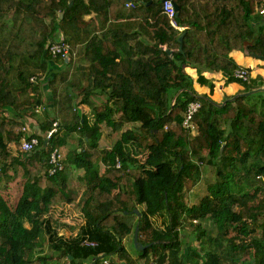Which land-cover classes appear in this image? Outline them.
<instances>
[{
    "label": "trees",
    "instance_id": "1",
    "mask_svg": "<svg viewBox=\"0 0 264 264\" xmlns=\"http://www.w3.org/2000/svg\"><path fill=\"white\" fill-rule=\"evenodd\" d=\"M132 1L128 18L141 16L150 40L141 45L126 30L129 23L121 32L118 23L105 26L118 18L115 9L129 10L127 0H0V264H26L44 235L72 261L98 262L100 253L120 252L121 260L133 264L123 241L137 226L140 241L152 243L144 250L145 264H264V78L242 82L230 56L233 49L264 54V0H173L176 22L188 25L182 31L164 13V0ZM92 11L99 25L83 18ZM59 34L75 52L69 61L47 51ZM111 35L112 53H106L104 37ZM89 51L95 52L90 65H77ZM51 61L61 66L51 70ZM194 64L245 83L244 92L258 90L221 105L194 91L185 71ZM45 91L52 106L44 105ZM97 93L107 96L100 106L92 101ZM79 98L91 105L93 120L79 113ZM191 101L201 103L194 132L183 125ZM39 104L45 107L44 131L56 118L60 127L47 142L38 135L32 153L20 149L11 161L9 142L21 146V120L39 116ZM125 122L139 124L100 149L102 124L116 130ZM71 139L63 168L50 174L51 152ZM203 162L212 167L213 181L189 205ZM12 165L23 168L19 194L9 186ZM72 165L83 170L80 177H73ZM80 182L87 188L79 198ZM61 201H78L85 213L74 237L59 234L49 213ZM207 221L216 234L207 231ZM85 239L97 245L85 246Z\"/></svg>",
    "mask_w": 264,
    "mask_h": 264
},
{
    "label": "crops",
    "instance_id": "2",
    "mask_svg": "<svg viewBox=\"0 0 264 264\" xmlns=\"http://www.w3.org/2000/svg\"><path fill=\"white\" fill-rule=\"evenodd\" d=\"M128 1H132V0H127V2ZM149 3H151V1ZM128 6L129 5H127V7ZM128 9L129 10L123 9L121 12H118L117 9H115L114 12L116 15L117 14L119 15L118 18L110 19L109 21H107V25L105 24V26H109L110 23H118L114 27L116 29H118L117 30L118 32H121V28L127 26V24H123L126 22V23H129L128 24L129 28L126 30L135 34L134 41L136 40L137 42L140 43V45H141V43H143L145 41H150L147 34H145L143 29L140 27V25H142V24L144 25V22L146 23V21H144L141 18V16L136 17V18H133V17L128 18V13H132L131 11H132V9H134V7L130 6ZM61 14L63 15L62 12L60 13V16H62ZM83 18L86 21H88L90 19H95L96 25H99V21L96 18V12L95 11L84 14ZM182 26H185V29L188 27V25H182ZM102 31L103 30L97 31V35L99 38L101 37ZM179 31H182V30H179ZM59 35L62 36L61 34H59ZM59 35H58V37H60ZM114 38L115 37L113 35H111L110 37H104V43H105L104 47H105L106 53H109V52L112 53V48H113L112 43L114 41ZM120 39L121 38L119 37L118 40H120ZM134 41H132L131 44H134ZM121 44L123 45L122 51H124L125 45H124V43H121ZM120 48H121V45H120ZM262 55H264V54H257L255 52H247V51L242 50V49H233L230 52V56L235 60V62L239 66H245V67L250 68L251 79L252 78L255 79L257 77H263L264 78V58H261ZM92 56H95V52L89 51V57H85L83 54H81L78 57L77 65H80V66L81 65L82 66L90 65L89 60H90V57H92ZM51 63L49 65L51 70H53L54 68L57 69L61 66V64H57L55 61H51ZM185 71L193 79V89L196 92V94L201 95V96H209L211 99H213L215 102H217L219 104L220 103L222 104L225 100L230 99L234 96L243 94L245 91L246 85H245V83H242V82L250 83L252 81L251 79H250V81H243L240 79L242 82H240V81H228L227 76L222 71H215V70H212V69H210L204 65H195V64L194 65H187V66H185ZM43 79H41V81ZM43 84L46 88L48 87L46 82ZM260 88H264V87H260ZM43 99H44V101H43L44 105L52 106V104L49 103L51 101V96L48 95V93L46 91H45V93H43ZM80 100H81V98L78 99V105H77L79 113L81 115H86L88 117V119L93 120L94 119V112L92 110L91 105L84 103V102L81 103ZM92 101L94 102V104L100 106L107 101V96L105 94L97 93V94H94L92 96ZM43 115L44 114L40 113L39 116L35 115L33 117H30L29 122H26V124H29L30 126H32V128L34 127L33 132L36 133L37 135H40L41 137L46 135V132L44 131V128L41 125V124H43V120L40 119V117ZM115 117H118V114L115 115ZM52 118H54V116ZM56 119H58L60 121L59 118H56ZM127 124H137L138 125L139 122H136V123L125 122L119 129H116V130L112 129L111 126H109L110 130H106L105 127H107L108 125H106L105 123L102 124V128H101L102 129V136L100 139L99 148L102 150L105 148H110L111 146L102 147L101 146L102 140H104V139L107 140L106 138H110L114 133H117L118 130H120L121 131L120 133L122 134L125 130L130 129L131 125L126 126ZM123 127H125V128H123ZM77 136H78V134L74 133L72 136V139L75 140L77 138ZM120 137H121V135H120ZM120 137L118 136L117 139H119ZM72 141H69V143L66 147L61 148V151L63 152L64 157L66 156L70 146H72L74 144V141L73 142ZM141 157L144 158V153H141L139 155L140 159H141ZM8 161L10 162L9 159H8ZM105 168H106V166L103 163H101L100 164V171L102 173L105 171ZM72 169H73V177L74 178L80 177L83 173V170L81 168H76L73 165H72ZM11 172H13V171H10V169H9V173H11ZM10 183H12V182H10ZM86 188H87V185L80 182L79 198L82 196V194L86 190ZM95 194H97V193H95ZM57 208H61V211L59 213L57 212L54 214L55 218L56 219H62L63 223L65 225H69L67 223H70L71 225L75 226V222L70 221V219H71V217H70V215H71V212H70L71 203L66 202V205H64V207H60L59 203L54 204V205H52L49 213L52 215L53 212L56 211ZM77 213L78 214L81 213V214H83V216L85 215L83 210H82V207H81V209L76 210L75 214L77 215ZM153 219H154V222L156 225L162 224V218L161 217L157 216V217H154ZM85 221H86V217L81 218V222H79V226H78V231L77 232L72 231L73 233L71 234V236L67 235L64 231H60V230H59V234H63V235H65V237H68V238L74 237L78 234V232L80 231V228L85 224ZM70 228L72 230V226H70ZM134 234H135V231L124 238V241H123L124 249L129 253V255L132 258H134L133 264H145L146 257L144 256V250L146 248L143 250H140L136 247V245L134 243ZM143 244H148V243H143ZM70 256H72V255H70ZM149 256H150V253H149ZM99 257H100V259L98 262L95 261L94 257H89L88 259H84V260L76 259L75 261H72L73 256L69 257L68 259L66 257H63L61 255L60 251L53 249V247L47 243L46 235H44L43 237L40 238L39 247L32 252V254L29 257L30 261L27 262L26 264H128L126 262V260H121L119 258L120 252H117L114 254L100 253ZM152 263L155 264L154 261Z\"/></svg>",
    "mask_w": 264,
    "mask_h": 264
},
{
    "label": "built area",
    "instance_id": "3",
    "mask_svg": "<svg viewBox=\"0 0 264 264\" xmlns=\"http://www.w3.org/2000/svg\"><path fill=\"white\" fill-rule=\"evenodd\" d=\"M126 4L135 7V3L132 1H128ZM163 11L165 14L168 15V17L171 20V23L177 29L179 30L185 29V26L178 24L175 20L177 9L175 2L173 0H164ZM261 13H264V9L261 10ZM47 51L49 54H51L52 57L54 58L60 57L67 61L75 57V52L72 50L70 43L64 38V36H60L56 40L49 41V43L47 44ZM234 75L236 78H239L243 81H250L251 79L250 68L245 66H239L235 70ZM43 78L44 76L40 74V80ZM31 80L37 82L39 81V77L34 76L32 77ZM200 107H201V103L199 101H191L187 106L183 125L190 128L192 131L196 130V125L193 121V118L197 113V111L200 109ZM44 109L45 107L42 104H39L35 107V111L37 113H43ZM59 127H60V121L58 119L54 120L52 123V127L46 132V139L49 140L52 137V135L58 131ZM23 132L25 135L23 136L21 141V149L23 153L30 154L37 148L40 140L38 135L31 131L29 124H25L23 126ZM63 159H64V155L63 152L61 151V148L59 147L54 148V150L51 152L49 156L50 174H53L57 172V170H61L63 168ZM117 167H120L119 162L117 163ZM82 244L85 246L94 247L97 245V242L92 241L90 239H85L83 240Z\"/></svg>",
    "mask_w": 264,
    "mask_h": 264
},
{
    "label": "rangeland",
    "instance_id": "4",
    "mask_svg": "<svg viewBox=\"0 0 264 264\" xmlns=\"http://www.w3.org/2000/svg\"><path fill=\"white\" fill-rule=\"evenodd\" d=\"M43 114V113H42ZM34 115H28L25 117V119H22V123L25 125L26 122H29L30 117L35 116ZM17 117V116H16ZM51 117V115H50ZM40 119L43 120V122L45 121L46 117L45 115L41 116ZM23 125V126H24ZM130 126L131 128H134L137 124H127L126 126ZM125 126V127H126ZM123 127V128H125ZM34 128V127H33ZM32 126H30L31 131L33 132ZM106 130H110L109 126L105 127ZM121 131L118 130L117 133H114L110 138H106L107 140H102V147H106V146H113L115 141L117 140L118 136L120 137ZM20 144L16 143L14 141L9 142V150H10V157L9 159L12 161V158H14L15 156H17L19 153H21L20 151ZM107 149V148H105ZM141 159L143 160L144 158L141 157ZM201 166V180L192 188V190L189 191V195L187 197V202L189 205H192L194 203H198L201 198L203 196H205L208 193V185L210 182L213 181V173H212V167L209 166L208 164H206L205 162L203 163H199ZM10 171H13V174L15 175L13 178L14 180H11L12 184L9 185L11 187V191H13L15 194H19L21 191V187L23 184V180H24V176H23V168L22 167H17V169H14V166H10ZM239 186L236 187V190H238ZM67 201H61L59 202L60 207H64V205H66ZM71 203V208H70V212H71V222H75V226L71 225L70 223H67L69 225H65L63 223L62 219H56L55 218V213H59L61 211V208H57L56 211L53 212V219L56 227L58 228V230L60 231H64L67 235L71 236V234L74 232L78 231V226H79V222H81V218L86 217L85 215L83 216V214L81 213H77V215L75 214L77 209H81V205L78 204V201H73V202H69ZM73 204V205H72ZM75 214V215H74ZM85 214V213H84ZM82 215V216H81ZM70 226H72V230L70 228ZM204 226L207 227V231H209L212 234H216V227L213 224H210L208 221L204 223ZM74 229V230H73Z\"/></svg>",
    "mask_w": 264,
    "mask_h": 264
},
{
    "label": "water",
    "instance_id": "5",
    "mask_svg": "<svg viewBox=\"0 0 264 264\" xmlns=\"http://www.w3.org/2000/svg\"><path fill=\"white\" fill-rule=\"evenodd\" d=\"M71 4H72V2L70 3V5H71ZM175 5H176V9H178V5H177V4H175ZM61 15H62V14H61ZM179 39L182 40V35L180 36ZM180 49H182V46L180 47ZM261 58H264V55H262ZM260 89L264 91V88H260ZM256 90H258V89H254V90H251V91H247V92H244L243 94L246 95V94H249V93L254 92V91H256ZM243 94H241V95H243ZM237 96H238V95H237ZM237 96H234V97H232V98H230V99L225 100L221 105H224L228 100H232V99L236 98ZM46 141H47V140H46ZM135 212H136V213H139V210H138V209H135ZM134 243H135L136 247H137L138 249H140V250H143V249L147 248L148 246L152 245V243L143 244V243L139 240V226H137L136 229H135ZM70 257H72V256H70ZM152 264H154V263H152Z\"/></svg>",
    "mask_w": 264,
    "mask_h": 264
}]
</instances>
